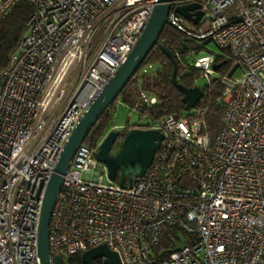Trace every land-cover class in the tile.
Returning a JSON list of instances; mask_svg holds the SVG:
<instances>
[{"label":"built area","instance_id":"obj_1","mask_svg":"<svg viewBox=\"0 0 264 264\" xmlns=\"http://www.w3.org/2000/svg\"><path fill=\"white\" fill-rule=\"evenodd\" d=\"M20 1L0 0V20ZM27 1L26 33L0 72V264H41L39 225L58 157L157 3ZM188 3L200 5L197 23L174 11ZM171 9L188 38L229 52L219 129L210 135L204 108L155 123L129 109L163 136L151 166L131 188L103 184L94 172L101 141L80 147L51 213V257L106 245L120 264H264V0H172ZM187 64L208 81L216 72L213 56Z\"/></svg>","mask_w":264,"mask_h":264},{"label":"water","instance_id":"obj_2","mask_svg":"<svg viewBox=\"0 0 264 264\" xmlns=\"http://www.w3.org/2000/svg\"><path fill=\"white\" fill-rule=\"evenodd\" d=\"M171 2L172 0H157L135 46L92 102L87 112L82 116L58 157L48 181L39 225L38 253L41 264H62L60 256L51 257L50 255L49 222L56 196L60 191L63 177L70 166V161L77 150L83 146V142L91 129L101 119L105 111L114 104L119 94L136 74L155 46H158L173 65L171 80L173 85L183 95L184 111L190 112L202 99V90L200 88L195 86L186 88L177 82L174 57L167 48L158 44L164 25L174 26L168 19ZM199 7L198 3H188L175 7L174 11L182 15L186 20L197 23L202 15ZM219 66L214 64L213 70L217 71ZM120 133L117 129L110 130L101 140L94 158L106 166L108 177L111 181H117L121 188L126 189L131 188L136 179L143 177L151 166L163 136L156 130L129 129L121 137L122 142L119 151L112 156L110 155L111 149ZM99 259H103L102 264H120L117 255L106 245L92 248L80 256L82 264H93L95 260ZM66 260L69 264H72V257H67Z\"/></svg>","mask_w":264,"mask_h":264},{"label":"trees","instance_id":"obj_3","mask_svg":"<svg viewBox=\"0 0 264 264\" xmlns=\"http://www.w3.org/2000/svg\"><path fill=\"white\" fill-rule=\"evenodd\" d=\"M34 10L33 5L27 1H20L13 10L0 20V72H2L12 53L17 48L26 28L27 20ZM173 9H170V12ZM186 27V26H185ZM188 28V27H186ZM158 44L167 48L173 55L176 64V80L186 88L194 87V81L200 77L198 70L188 67V60L197 55L202 49L196 40L190 39L181 29L165 24L159 36ZM228 56L216 57L215 64L220 65L216 71L226 75L232 68L229 52L223 50ZM173 65L167 56L155 46L148 54L139 70L119 94L114 104L102 115L101 119L91 129L83 145L88 149H95L96 145L106 136L113 126V110L116 103L122 104L126 109L136 108L142 117L148 118L152 123L158 122L169 114H184L185 105L182 103L183 95L173 85L171 76ZM202 90V99L197 109L206 110L205 120L208 130L213 137L217 133L223 113V86L220 79H211ZM142 94L154 97L155 103L150 105L142 99ZM138 117V116H137ZM140 118V117H139ZM148 130V126L135 124L131 129ZM125 128L123 133L128 131ZM166 245V244H165ZM81 255L72 256L80 262Z\"/></svg>","mask_w":264,"mask_h":264},{"label":"rangeland","instance_id":"obj_4","mask_svg":"<svg viewBox=\"0 0 264 264\" xmlns=\"http://www.w3.org/2000/svg\"><path fill=\"white\" fill-rule=\"evenodd\" d=\"M184 25L186 27H192L194 26L192 23L185 21ZM206 29V28H205ZM26 33V31H25ZM24 33V34H25ZM196 43L202 47V49L198 52L197 56L204 57V56H213V58L216 57H225L228 56L223 50H221L213 41L205 40V41H196ZM240 70L237 69L234 73V77H236L239 74ZM220 74L217 72H214V74L211 76V79L219 78ZM209 81L205 78H196L194 81V86L198 87L200 89L204 88L206 85H208ZM186 113V112H184ZM113 126L119 130L121 133H123V130L128 126H134L137 125H145V120H140L137 115L132 114L128 111L122 104L116 103L114 105L113 110ZM122 139L116 140L114 143L110 154H116L121 146ZM94 172L97 174H100L102 176V182L103 184H108L110 182L108 178V171L106 166L102 165L101 167H97L94 169Z\"/></svg>","mask_w":264,"mask_h":264},{"label":"flooded vegetation","instance_id":"obj_5","mask_svg":"<svg viewBox=\"0 0 264 264\" xmlns=\"http://www.w3.org/2000/svg\"><path fill=\"white\" fill-rule=\"evenodd\" d=\"M126 129H127V128H126ZM129 129H130V128H129ZM129 129H128V130H129ZM142 130H143V129H142ZM122 135H123V133H120V136L117 138V140H118V139L121 140ZM110 155L114 156L115 154H110ZM102 262H103V259H99V260H95V261L93 262V264H102ZM62 264H69V263L67 262L66 258H62ZM72 264H82V263H81V262H78L75 258L72 257Z\"/></svg>","mask_w":264,"mask_h":264}]
</instances>
